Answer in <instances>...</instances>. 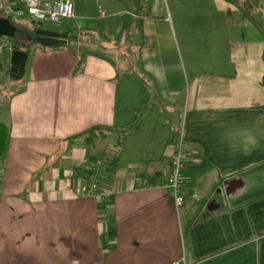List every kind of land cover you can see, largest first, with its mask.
I'll list each match as a JSON object with an SVG mask.
<instances>
[{
  "label": "crops",
  "instance_id": "obj_1",
  "mask_svg": "<svg viewBox=\"0 0 264 264\" xmlns=\"http://www.w3.org/2000/svg\"><path fill=\"white\" fill-rule=\"evenodd\" d=\"M150 1L74 3L60 30L118 48L120 82L90 55L33 56L3 117L0 264H264V39L224 0H169V22ZM97 160L103 200L85 194Z\"/></svg>",
  "mask_w": 264,
  "mask_h": 264
},
{
  "label": "rangeland",
  "instance_id": "obj_2",
  "mask_svg": "<svg viewBox=\"0 0 264 264\" xmlns=\"http://www.w3.org/2000/svg\"><path fill=\"white\" fill-rule=\"evenodd\" d=\"M73 1V0H72ZM93 1V2H92ZM91 3L89 0H80L74 2L76 6V15L79 14V11L86 10L89 12V15L91 16H99V7H101L100 0H92ZM160 2L162 4V11L160 10ZM262 3L264 4V0H262ZM149 5H153L155 7L156 12L158 14H161L165 17V19L169 22L171 19V16H174V9L171 5H169V0H151L149 2ZM11 22L16 26L18 31H20L22 34H25V37L22 39H18V43L20 46L29 53V59L26 65V75L21 76L19 78L17 77H10V74L7 73V67L4 66L2 70L0 69V121H3V117L8 112V107L10 104V100L14 97V95L19 92L22 87L29 82V67L32 62L33 56L35 53H57V52H64L66 56L69 54H73L74 56H77L78 60L80 62H84L86 57L89 55L101 60L103 62H106L110 64L113 68H115V71H117V79L116 82H120L121 79V72H120V55L118 52V48L110 47L106 44L105 39L99 37L88 38L84 37L80 40V42H75V40H68L66 44H59L52 47H43L40 44L36 43L34 39L31 37L28 38V35H31L33 32L32 25L28 22L27 19H13ZM78 23V21H76ZM92 22H89L91 24ZM44 28L48 29H54V30H62L65 28V26H54L51 24H42ZM3 41L7 45H11L16 43L14 38H1L0 39V45L4 47ZM91 46H89L88 44ZM5 53L3 50L0 53V62L3 61L2 54ZM10 56V55H9ZM2 65V64H1ZM3 67V65H2ZM183 171V170H182ZM181 171V172H182Z\"/></svg>",
  "mask_w": 264,
  "mask_h": 264
},
{
  "label": "built area",
  "instance_id": "obj_3",
  "mask_svg": "<svg viewBox=\"0 0 264 264\" xmlns=\"http://www.w3.org/2000/svg\"><path fill=\"white\" fill-rule=\"evenodd\" d=\"M73 17L74 5L72 0H0V19L4 20L27 19L36 24L61 26ZM2 43L4 47L0 45V53L3 50L12 51V46L7 45L3 39ZM105 163L106 160H97L88 168L85 175V194L88 197L101 200L106 197L101 185ZM183 168L184 159L179 148L171 156V170L164 184L165 189L171 193L175 208L180 207L183 203V198L180 195Z\"/></svg>",
  "mask_w": 264,
  "mask_h": 264
},
{
  "label": "trees",
  "instance_id": "obj_4",
  "mask_svg": "<svg viewBox=\"0 0 264 264\" xmlns=\"http://www.w3.org/2000/svg\"><path fill=\"white\" fill-rule=\"evenodd\" d=\"M225 2L237 7L243 17L253 25V27L262 35L264 39V19L260 13L261 5L258 0H224ZM60 27V26H57ZM56 32H60L59 30H56ZM60 33H66L69 35L75 36L76 33L74 32H60ZM11 52L5 51V53L2 54L3 61L0 62V69L7 67V73L10 74V63L9 58ZM3 67H2V65ZM11 77V76H10ZM262 85L264 88V75L262 77ZM264 107V106H263ZM105 128H93L81 135L75 136L73 138L68 139V143H74L79 138L84 137L86 142L88 144L91 143V140H93L96 137H102L104 135ZM9 139H10V131L9 128L4 124L2 121H0V180L2 178L3 170H4V162L7 158L8 154V148H9Z\"/></svg>",
  "mask_w": 264,
  "mask_h": 264
},
{
  "label": "water",
  "instance_id": "obj_5",
  "mask_svg": "<svg viewBox=\"0 0 264 264\" xmlns=\"http://www.w3.org/2000/svg\"><path fill=\"white\" fill-rule=\"evenodd\" d=\"M39 28L33 30V36L28 35L34 41L43 47H52L59 44H66L68 40H75L77 37L66 33L44 30L40 28L42 24H37ZM17 28L12 25L10 20L0 19V38H14ZM28 54L16 42L12 46V51L9 58L10 76L21 77L24 74Z\"/></svg>",
  "mask_w": 264,
  "mask_h": 264
},
{
  "label": "flooded vegetation",
  "instance_id": "obj_6",
  "mask_svg": "<svg viewBox=\"0 0 264 264\" xmlns=\"http://www.w3.org/2000/svg\"><path fill=\"white\" fill-rule=\"evenodd\" d=\"M29 22L31 23L33 29H37V28H39L38 25H37L36 23H34V22H32V21H29ZM12 25L15 26L13 23H12ZM15 27H16V26H15ZM40 28H42V29H44V30L56 31V30H54V29L44 28L43 25H41ZM59 31H60V30H59ZM60 32H61V31H60ZM33 35H34V34H33V32H32L31 36H33ZM21 37H22V39H23V38L25 37V34H22V33H21L20 31H18V29H17V32H16L15 37H14L15 41L18 42V39H20ZM12 46H13V45H12Z\"/></svg>",
  "mask_w": 264,
  "mask_h": 264
}]
</instances>
